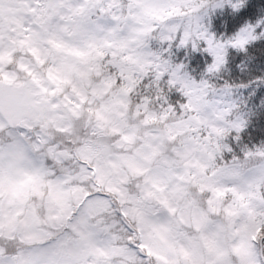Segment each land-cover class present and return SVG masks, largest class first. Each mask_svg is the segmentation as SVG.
I'll return each instance as SVG.
<instances>
[{
    "label": "snow or ice",
    "instance_id": "6c2138e0",
    "mask_svg": "<svg viewBox=\"0 0 264 264\" xmlns=\"http://www.w3.org/2000/svg\"><path fill=\"white\" fill-rule=\"evenodd\" d=\"M0 264H264V0H0Z\"/></svg>",
    "mask_w": 264,
    "mask_h": 264
}]
</instances>
